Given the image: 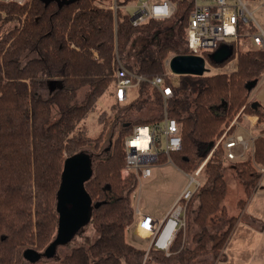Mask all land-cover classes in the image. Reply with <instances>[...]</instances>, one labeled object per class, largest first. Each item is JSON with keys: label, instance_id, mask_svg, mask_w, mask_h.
<instances>
[{"label": "trees", "instance_id": "16d2710c", "mask_svg": "<svg viewBox=\"0 0 264 264\" xmlns=\"http://www.w3.org/2000/svg\"><path fill=\"white\" fill-rule=\"evenodd\" d=\"M133 1L115 0L116 16L109 7L113 0L0 1V264H21L25 249L42 254L53 241L63 162L78 152L92 160L84 187L93 205L89 222L96 237L88 245L72 247L62 264L142 263L144 249L126 239V227L134 217L130 194L137 180L132 172L121 175L124 140L134 126L160 122L162 96L151 83L141 81L131 102L119 104L114 98L118 127L105 157H99L105 129L90 136L81 125L98 99L114 88L117 57L129 70L148 79L160 75L164 85L172 86L167 112L180 126L181 141L180 149L170 153L173 164L193 174L207 158L198 175L201 184L186 203L185 229L176 234L169 255L151 249L145 264H187L195 257L210 254L215 259L221 253L236 217L228 218L221 232L211 230L208 221L217 213L226 214L224 168H234L247 195L258 172L250 159L227 160L220 146L207 155L245 105L247 113L258 116L253 157L264 165V128L258 126L264 111L249 100L264 73V50L240 49L238 40L220 43L229 49L225 59L214 61L209 51L205 56L212 66L222 67L236 55L233 71L181 74L172 85L166 61L188 52L185 29L192 1L172 0L171 18H150L137 26L121 8ZM137 37L142 40L138 46ZM149 41L153 44L147 45ZM45 81L47 94L40 90ZM142 108L148 114L137 117ZM90 144L93 152L84 149ZM158 148V162L165 163L167 156ZM244 203L237 201L240 208Z\"/></svg>", "mask_w": 264, "mask_h": 264}, {"label": "built area", "instance_id": "2783aa9c", "mask_svg": "<svg viewBox=\"0 0 264 264\" xmlns=\"http://www.w3.org/2000/svg\"><path fill=\"white\" fill-rule=\"evenodd\" d=\"M4 2L24 3L26 0H0ZM192 9L185 29V40L189 54L203 56L205 65L209 62L205 52L217 49L220 43L236 41L240 38L251 39L254 49L264 50V0H190ZM251 5H254L252 8ZM116 16L119 7L115 0L109 6ZM133 8L130 21L133 26L140 25L150 18L169 19L174 13L175 4L172 0H136L121 8ZM259 11L261 16L257 19L254 12ZM117 68L114 72V98L120 104L128 100L127 94L131 88H138L141 81L151 83L162 96V116L159 123L153 126H134L132 134L124 140L126 163L123 175L132 172L136 176L137 191L130 194L131 206L136 218L135 229L137 233L147 240L143 262L151 249L169 255V249L176 234L185 226V209L187 200L201 184L199 171L205 160L193 174H187V181L180 194L162 216H153L145 213L140 205V185L144 178L149 177L151 167L158 162L159 148L167 156V163H172L170 153L181 147L180 126L175 118L167 112V99L172 96V86L164 85L163 78L156 75L148 79L129 70L117 57ZM237 56H233L219 69L230 73L236 67ZM168 66V60L166 61ZM173 85V84H172ZM243 105L233 119L224 127L214 146H220L224 156L229 161L250 159L258 172V180L254 189L260 185L264 175V165H259L253 157L254 140L257 137L253 131L258 116L250 115ZM248 121V127L242 121ZM250 124V125H249ZM264 127V124L263 126ZM142 130L144 132H142ZM244 131L245 135L240 131ZM246 153L248 154L246 156ZM136 188V187H135Z\"/></svg>", "mask_w": 264, "mask_h": 264}, {"label": "rangeland", "instance_id": "374dc122", "mask_svg": "<svg viewBox=\"0 0 264 264\" xmlns=\"http://www.w3.org/2000/svg\"><path fill=\"white\" fill-rule=\"evenodd\" d=\"M251 7L253 8L254 5H251ZM123 10L127 12H132L133 8L128 7ZM254 16L258 19L261 16V14L259 11H255ZM169 32L171 33V31ZM157 37L158 36H156V39ZM136 41L138 42L137 46L139 43L141 44L142 42V40L138 37L136 38ZM238 43L240 49H247L253 47V43L250 38L249 39L240 38ZM148 44H153V43L149 41L147 42V45ZM137 46L135 47L136 49ZM215 50L216 49H211L209 52L213 54ZM207 65H208L207 67L209 68L207 74H214L224 71L222 69L212 66L210 63H208ZM40 90L42 91L43 94L48 93L49 88L47 81L42 83ZM112 94H113V88L110 87L98 99L95 110L90 112L89 115L81 122V125L84 124V128L87 130V133L90 136H96L101 132L102 129L103 130L105 129L104 137L102 139V142L100 143L102 148V151L100 152L99 155L100 158L105 157L107 153L106 151L110 148V143L118 127L116 116L119 110L112 107V103L114 100V96L112 97ZM249 100L251 102H257L264 107V73L261 79L258 81L255 88L251 91L249 95ZM149 108L151 111V107ZM259 109H261V111H264L262 108ZM145 114H148V110L142 108L140 110V113L139 112L136 113V116L137 117L146 116ZM53 117H56L55 108L53 110ZM102 117H104L105 120L101 119ZM263 124L264 121L259 123L258 126H263ZM240 131L244 134V131L242 130ZM255 133L256 135L259 134L257 131ZM244 135L246 137V134ZM92 146L93 145L90 144L89 146L84 147V149L93 152ZM215 148L216 147L213 146L207 157L210 156V154ZM247 155L248 154L246 153V156ZM96 158L97 157H95L94 159ZM166 164L167 165L162 167L153 165L151 168L152 176L143 180L144 188L141 189V198L146 208L151 206H158L161 208L165 207L168 204V202H171V200L173 199L174 195L177 193L179 188L187 181V176H185L181 171L176 169L172 165V163H166ZM228 164L229 163L226 162V166ZM122 170H121V175L125 176L123 175L125 173H123L124 171ZM223 172L227 183V192L225 198L222 201V204L226 208V214L222 216L220 213H217L211 216L208 221L209 228L211 230L218 229L221 232L223 229L227 227L226 225L228 223V218H230L231 216H235L236 221L225 241V244L222 249V254L220 257L218 256L215 260H213L210 254L207 256H199L191 259V261L187 264H253V263L257 264L258 262L260 263V261H262L264 258V229L259 230L258 228H256V224L253 223L252 220H250L245 215L242 216L243 212L245 211V213H247L248 216L249 214L254 216L255 220H257L260 223V225L261 223L262 225L264 224V206H260V200H259L260 195L262 194V192H264V175L261 178V182L258 188L254 189L255 186L254 185L251 190V193L247 195L244 189V185L242 181L236 176L233 167L224 168ZM150 183H151L150 188L145 189L146 187H148ZM137 186L135 188V191H137ZM239 199H243L246 202L242 209L237 204V201ZM256 203H257L256 207L259 208L263 213L259 212L256 207L255 208L253 207ZM134 219L135 217L131 219V221L126 227V239L136 247L143 248L145 251L147 240L142 239L140 235H139L140 237H137L131 233L130 226H132ZM262 220L263 222H261ZM95 237H96V232L94 228L91 226L90 222H87L81 228H79V230L76 231L68 241L56 245L54 254L52 256L48 257L45 255H40L39 258L34 261H29L25 258L24 259L22 258L21 264H62L64 262L65 254L68 253L72 249V247L78 245H88L91 242H93ZM146 259L144 260V262L142 259L141 264H145ZM166 264H184V263H181L178 260H171Z\"/></svg>", "mask_w": 264, "mask_h": 264}, {"label": "water", "instance_id": "95a60500", "mask_svg": "<svg viewBox=\"0 0 264 264\" xmlns=\"http://www.w3.org/2000/svg\"><path fill=\"white\" fill-rule=\"evenodd\" d=\"M47 1V0H46ZM69 3L74 0H56ZM229 54V49L218 47L212 54L214 61H221ZM168 66L173 74L202 75L209 70L203 56L183 53L168 59ZM255 105V103H254ZM92 174V160L87 153L78 152L64 159L60 185L56 194L58 213L57 230L53 241L46 246L43 253L27 248L23 257L34 261L40 255L52 256L58 244L68 241L84 224L90 221L93 205L84 187V182Z\"/></svg>", "mask_w": 264, "mask_h": 264}, {"label": "crops", "instance_id": "0c3cea01", "mask_svg": "<svg viewBox=\"0 0 264 264\" xmlns=\"http://www.w3.org/2000/svg\"><path fill=\"white\" fill-rule=\"evenodd\" d=\"M208 62H209V60H208ZM206 66H208V65H206ZM216 68H219V67H216ZM169 69V68H168ZM208 72V71H207ZM207 72H205V73H207ZM169 73H171V82H172V84L173 85H177L178 84V82H179V75H177V74H173L171 71H170V69H169ZM181 75V74H180ZM137 93H138V88H131L129 91H128V94H127V97H128V100H126V103L125 104H127V103H129V102H131L134 98H136V96H137ZM114 96V92H113V94H112V97ZM256 105H258L260 108H262V109H264V107L261 105V104H259V103H257V102H254ZM242 123H243V125H245L246 127H248V121L247 120H243L242 121ZM250 125V124H249ZM253 131L254 132H256V129H253ZM245 134V133H244ZM236 161H241V160H236ZM167 162H165V163H155L154 165L155 166H159V167H162V166H165V165H167L166 164ZM176 169H178L179 171H181L185 176H187V173H185V172H183L181 169H179L178 167H176L174 164H172ZM153 166V165H152ZM152 168V167H151ZM152 176V169H151V173H150V175H149V177H151ZM149 177H147V178H149ZM147 178H144V179H147ZM144 179H142V181H141V185H140V205H141V207H142V209H143V211L145 212V213H148V214H151V215H153V216H162V215H164L169 209H170V207L172 206V204L174 203V201L176 200V198L178 197V195L180 194V192H181V190L183 189V187L185 186V184H183L180 188H179V190L177 191V193L174 195V197H173V199L171 200V202H168V204L165 206V207H163V208H161V207H158V206H151V207H148V208H146L145 207V205H144V203L142 202V198H141V189L142 188H144V184H143V180ZM154 182V181H153ZM153 185H154V183H153ZM150 186H151V183L148 185V187H146L145 189H148V188H150ZM259 200H260V206H264V192H262V194L260 195V197H259ZM246 203V202H245ZM245 203H244V205H245ZM244 205H243V207H244ZM256 205H257V203L253 206L254 208L256 207ZM242 207V208H243ZM241 208V209H242ZM257 208V207H256ZM257 210L259 211V212H262L259 208H257ZM263 213V212H262ZM246 216V217H248L250 220H252V222L253 223H255L256 224V228H258L259 230H263L264 229V224L262 225V223H261V225H260V223L257 221V220H255V217L254 216H252L251 214H249V216H248V214L247 213H245V211L243 212V215L242 216ZM135 222H136V218L134 219V222H133V224H132V226H130V228H131V233L133 234V235H135V236H137V237H140L139 236V234L137 233V231H136V229H135ZM261 222H263V220L261 221ZM258 223V224H257ZM129 228V229H130ZM142 237V236H141ZM142 239H144V237H142ZM225 244V243H224ZM223 249V248H222ZM221 254H222V250H221V253L219 254V257L221 256ZM218 257V256H217ZM216 257V258H217ZM215 258V259H216ZM213 259V258H212ZM215 259H213V260H215ZM254 264V263H253ZM256 264V263H255ZM257 264H264V258H263V260L262 261H260V263L258 262Z\"/></svg>", "mask_w": 264, "mask_h": 264}, {"label": "bare ground", "instance_id": "6f19581e", "mask_svg": "<svg viewBox=\"0 0 264 264\" xmlns=\"http://www.w3.org/2000/svg\"><path fill=\"white\" fill-rule=\"evenodd\" d=\"M142 132H144V131L142 130Z\"/></svg>", "mask_w": 264, "mask_h": 264}]
</instances>
